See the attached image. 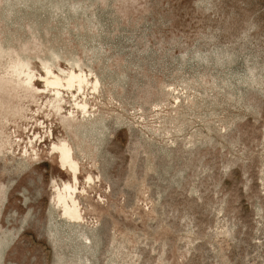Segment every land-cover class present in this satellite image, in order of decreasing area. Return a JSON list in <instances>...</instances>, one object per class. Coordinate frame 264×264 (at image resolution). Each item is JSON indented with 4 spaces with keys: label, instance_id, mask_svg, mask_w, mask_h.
Segmentation results:
<instances>
[{
    "label": "rangeland",
    "instance_id": "374dc122",
    "mask_svg": "<svg viewBox=\"0 0 264 264\" xmlns=\"http://www.w3.org/2000/svg\"><path fill=\"white\" fill-rule=\"evenodd\" d=\"M0 264H264V0H0Z\"/></svg>",
    "mask_w": 264,
    "mask_h": 264
},
{
    "label": "bare ground",
    "instance_id": "6f19581e",
    "mask_svg": "<svg viewBox=\"0 0 264 264\" xmlns=\"http://www.w3.org/2000/svg\"><path fill=\"white\" fill-rule=\"evenodd\" d=\"M3 73L8 75L9 79L17 86L22 85L28 91L32 90L34 92H44V90H39L35 84L36 74L28 67L27 64L22 61L12 60L4 69ZM42 78L46 83V88L50 89V92L52 93V97L49 99V106L55 109L57 114L61 113V111L64 109V102H66L63 90L71 91L73 97H75L77 93H82L84 95L85 89L88 87V85H90L94 90H96L100 85V80L97 76L94 80H91L89 75L82 69H79V71L72 69L71 71L66 72L64 75H61L57 74L51 68L46 67V76ZM86 98V96H84L83 99L75 98L74 108L80 111L81 119L87 122L89 121L91 112L90 105ZM69 114L72 119L76 118L74 110H70ZM53 148L58 153L57 157H59L62 167L66 168L67 170L70 169L69 171H72L74 179L78 181V172L80 170V166L77 158H75L73 155L74 149L72 148L71 144L65 139L61 143H55ZM77 190L78 188L76 185L73 186L67 183L63 187L57 188L56 203L60 205L65 219L70 222H77L83 218L81 215L82 212L79 209L77 197L76 195H73L75 192H77Z\"/></svg>",
    "mask_w": 264,
    "mask_h": 264
}]
</instances>
